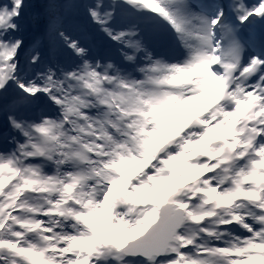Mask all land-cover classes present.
Masks as SVG:
<instances>
[{
  "label": "snow or ice",
  "instance_id": "6c2138e0",
  "mask_svg": "<svg viewBox=\"0 0 264 264\" xmlns=\"http://www.w3.org/2000/svg\"><path fill=\"white\" fill-rule=\"evenodd\" d=\"M0 264H264V0H0Z\"/></svg>",
  "mask_w": 264,
  "mask_h": 264
}]
</instances>
